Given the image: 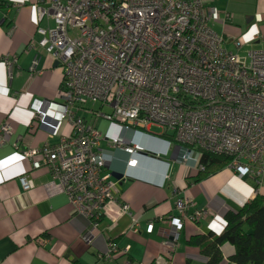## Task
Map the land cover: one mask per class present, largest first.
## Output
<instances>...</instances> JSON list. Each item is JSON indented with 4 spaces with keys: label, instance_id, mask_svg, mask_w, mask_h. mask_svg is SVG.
<instances>
[{
    "label": "built area",
    "instance_id": "1",
    "mask_svg": "<svg viewBox=\"0 0 264 264\" xmlns=\"http://www.w3.org/2000/svg\"><path fill=\"white\" fill-rule=\"evenodd\" d=\"M32 2L40 35L37 44L63 70L58 118L67 119L72 131L52 147L27 148L23 154L32 169L47 167L59 180L76 213L87 220L85 242L92 241L103 215L113 221L117 213L129 212L128 205L117 199L119 179L105 171L107 157L100 140L129 155L144 150L137 142L88 125L78 111L90 104L99 103L95 112L111 121V127L146 134L156 126L180 143L230 155L228 167L238 178L259 180L264 175V34L251 41L222 35L210 24L217 10L206 0ZM222 20L226 24L233 17L224 12ZM44 21L50 23L42 25ZM38 59L32 60L31 74ZM0 63L11 78L16 60L6 55ZM0 94L9 95V88L0 84ZM102 107L107 108L105 113L100 112ZM45 115L36 108L35 122L52 132L58 121L51 118L48 125ZM11 131L9 122H0V142ZM178 148L186 159L190 150ZM37 153L41 160L33 159ZM135 165L134 158L126 162L127 167ZM19 181L24 190L32 186L26 176ZM110 205L115 206L114 214L105 210ZM188 205L186 198L175 202L182 215ZM168 219L179 227L178 218ZM138 220L133 217L132 232L138 231ZM152 230L149 223L146 231ZM176 242L177 236L171 234L166 244L173 249ZM109 250L116 248L111 245Z\"/></svg>",
    "mask_w": 264,
    "mask_h": 264
},
{
    "label": "crops",
    "instance_id": "2",
    "mask_svg": "<svg viewBox=\"0 0 264 264\" xmlns=\"http://www.w3.org/2000/svg\"><path fill=\"white\" fill-rule=\"evenodd\" d=\"M206 1L217 10L210 24L222 35L251 41L256 34H264V0ZM5 4L0 7V57L9 55L16 64L10 78L0 63V84L9 88V95L0 94V122L12 126L11 133L0 142V264H157V260L185 264L189 258L193 264H203L205 259L197 247L187 244L188 238L207 231L221 233L226 212L239 209L253 196V177L238 178L225 166L198 180L202 174L197 167L198 154L190 150L182 160L178 142L162 136L163 129L143 134L109 124L105 133L137 142L144 151L129 155L100 140L99 148L107 157L105 171L122 174L117 199L128 205L129 212L117 213L113 221L103 215L92 241L85 242L82 234L87 220L76 213L59 180L47 167L32 169L23 154L27 148L52 147L71 134L68 120L58 118L63 104V70L37 44L40 35L36 32L37 14L32 0H8ZM224 12L232 15L231 22L224 24ZM35 56L38 64L31 74ZM46 103L50 109L45 111ZM38 107L46 114L48 125L51 118L58 121L52 132L38 127L34 118ZM89 109L78 113L96 129L95 120L84 117V111H94ZM41 158L40 153L33 156L34 160ZM129 158L136 159L134 167L126 166ZM21 176L32 183L30 189L22 188ZM257 191L264 194V179ZM184 198L189 205L182 215L175 202ZM105 210L114 214L115 206ZM198 210L202 212L193 218ZM133 217L139 218L137 232L129 229ZM170 217L180 220L179 227L170 224ZM149 223L153 225L150 233L146 231ZM171 234L177 236L173 249L166 244ZM111 245L116 251L110 252ZM221 252L219 264H232L229 258L233 246L223 243ZM259 256L264 257L262 250Z\"/></svg>",
    "mask_w": 264,
    "mask_h": 264
},
{
    "label": "trees",
    "instance_id": "3",
    "mask_svg": "<svg viewBox=\"0 0 264 264\" xmlns=\"http://www.w3.org/2000/svg\"><path fill=\"white\" fill-rule=\"evenodd\" d=\"M7 4H0L5 7ZM96 112H92L94 115ZM168 136L170 142L176 143L169 132L162 133ZM160 136V135H159ZM177 144V143H176ZM183 148L194 150L198 154V170L202 174L197 176L198 180L221 170L228 166L231 156L228 154H215L196 146L178 142ZM190 151V152H191ZM254 179V193L249 202L244 203L237 210H229L224 216L225 228L216 234L212 231L192 235L188 238L187 244L197 247L201 256L205 259L203 264H219L223 259L221 245L229 243L233 246L234 252L229 260L232 264H264V257L259 256V250L264 252V194L257 190L262 184L264 175L257 180ZM185 264H193L189 258Z\"/></svg>",
    "mask_w": 264,
    "mask_h": 264
},
{
    "label": "rangeland",
    "instance_id": "4",
    "mask_svg": "<svg viewBox=\"0 0 264 264\" xmlns=\"http://www.w3.org/2000/svg\"><path fill=\"white\" fill-rule=\"evenodd\" d=\"M46 23L49 24L50 21H44L42 25H45ZM72 32H73V34H77V30H73ZM230 48L232 49L233 46H231ZM90 105H91L92 110H96L99 107V103H94V104H90ZM104 111H107L106 107H102V109L100 110V112H102V113H105ZM84 112H85V116L84 117H85V119L87 121L95 120V125H93V126L96 128V130L98 132L105 133L106 129L109 126V124L112 123L111 121H109L104 116H101L100 114H96L95 113L93 115V114L88 113V111H84ZM151 131L154 132V133H158L160 131V128L156 127V126H153Z\"/></svg>",
    "mask_w": 264,
    "mask_h": 264
},
{
    "label": "water",
    "instance_id": "5",
    "mask_svg": "<svg viewBox=\"0 0 264 264\" xmlns=\"http://www.w3.org/2000/svg\"><path fill=\"white\" fill-rule=\"evenodd\" d=\"M145 154V153H143ZM111 175L116 178V179H121L122 177V174L121 173H118V172H111Z\"/></svg>",
    "mask_w": 264,
    "mask_h": 264
},
{
    "label": "clouds",
    "instance_id": "6",
    "mask_svg": "<svg viewBox=\"0 0 264 264\" xmlns=\"http://www.w3.org/2000/svg\"><path fill=\"white\" fill-rule=\"evenodd\" d=\"M37 29V28H36ZM56 62V61H55ZM57 63V62H56ZM59 66V65H58ZM94 111H96V110H94ZM150 133H152L151 132V129L148 131V132H146V134H150ZM152 134H154V133H152ZM144 151V150H143ZM143 151H137V152H143ZM137 162V161H136ZM122 178V177H121Z\"/></svg>",
    "mask_w": 264,
    "mask_h": 264
},
{
    "label": "flooded vegetation",
    "instance_id": "7",
    "mask_svg": "<svg viewBox=\"0 0 264 264\" xmlns=\"http://www.w3.org/2000/svg\"><path fill=\"white\" fill-rule=\"evenodd\" d=\"M53 60V59H52Z\"/></svg>",
    "mask_w": 264,
    "mask_h": 264
}]
</instances>
